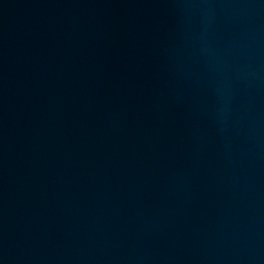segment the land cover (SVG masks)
Masks as SVG:
<instances>
[{"label":"water","instance_id":"1","mask_svg":"<svg viewBox=\"0 0 264 264\" xmlns=\"http://www.w3.org/2000/svg\"><path fill=\"white\" fill-rule=\"evenodd\" d=\"M0 264H264V0H0Z\"/></svg>","mask_w":264,"mask_h":264}]
</instances>
